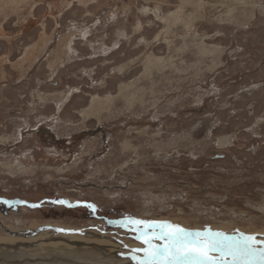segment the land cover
<instances>
[{
    "label": "rangeland",
    "instance_id": "rangeland-1",
    "mask_svg": "<svg viewBox=\"0 0 264 264\" xmlns=\"http://www.w3.org/2000/svg\"><path fill=\"white\" fill-rule=\"evenodd\" d=\"M129 220L264 240V0H0V251Z\"/></svg>",
    "mask_w": 264,
    "mask_h": 264
},
{
    "label": "snow or ice",
    "instance_id": "snow-or-ice-1",
    "mask_svg": "<svg viewBox=\"0 0 264 264\" xmlns=\"http://www.w3.org/2000/svg\"><path fill=\"white\" fill-rule=\"evenodd\" d=\"M127 223L143 245L137 249L143 261L137 264H264V240L253 235L229 236L211 229L191 231L166 222Z\"/></svg>",
    "mask_w": 264,
    "mask_h": 264
},
{
    "label": "bare ground",
    "instance_id": "bare-ground-1",
    "mask_svg": "<svg viewBox=\"0 0 264 264\" xmlns=\"http://www.w3.org/2000/svg\"><path fill=\"white\" fill-rule=\"evenodd\" d=\"M4 249H5V247H4ZM4 249H3V251H0V264H10L11 261H13L14 259H16L17 257H19V258H22L23 257L25 259H30V260H26V262H22L23 264H81V263H87L88 264V262H92V261H94L96 259L101 260V261H105V259H102L99 256V250L96 249V248H92L89 251H83V250H80L79 249V250H76V251H73V252L70 251V252H68L67 254H64V255L63 254L54 255L55 253L54 254H51L50 253V255H46V256L43 255V257L42 256L39 257V254L38 255L35 254V253H38L39 252L36 249L33 250V251H31V253L26 252V251L25 252L24 251L23 252L22 251L21 252L16 251L13 254H10L9 251H4ZM14 249L16 250L17 248L15 247ZM70 250H72V249L70 248ZM113 250H112V252H113ZM34 258H36V259L38 258V261L37 260L36 261L31 260V259H34ZM122 258H124V257H122ZM106 259H110V257L109 258H106ZM124 259H126V260L127 259H131V261H136V258H133L132 256H127ZM121 260H123V259H121ZM106 261L107 262H110L111 260H106Z\"/></svg>",
    "mask_w": 264,
    "mask_h": 264
},
{
    "label": "water",
    "instance_id": "water-1",
    "mask_svg": "<svg viewBox=\"0 0 264 264\" xmlns=\"http://www.w3.org/2000/svg\"><path fill=\"white\" fill-rule=\"evenodd\" d=\"M5 203H7V202H5ZM21 204H24V205L27 206V207H28V206H29V207L32 206L31 204H28V203H25V202H21ZM32 207H34V206H32ZM35 207H36V206H35ZM149 222H153V221H149ZM155 222H156V221H155Z\"/></svg>",
    "mask_w": 264,
    "mask_h": 264
}]
</instances>
